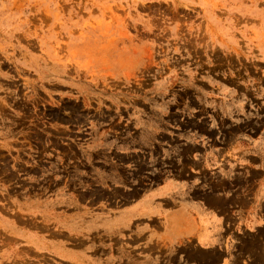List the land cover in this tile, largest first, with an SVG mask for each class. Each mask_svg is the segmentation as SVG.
<instances>
[{"label":"rangeland","instance_id":"obj_1","mask_svg":"<svg viewBox=\"0 0 264 264\" xmlns=\"http://www.w3.org/2000/svg\"><path fill=\"white\" fill-rule=\"evenodd\" d=\"M172 175L215 224L96 214ZM54 244L264 264V0H0V264H93Z\"/></svg>","mask_w":264,"mask_h":264},{"label":"crops","instance_id":"obj_2","mask_svg":"<svg viewBox=\"0 0 264 264\" xmlns=\"http://www.w3.org/2000/svg\"><path fill=\"white\" fill-rule=\"evenodd\" d=\"M186 175L188 172L185 173ZM177 178L178 176L173 175L168 177L157 190L145 195L143 193L139 196L136 194L138 196L136 199L125 198L119 202L117 198L111 201L107 209L98 206L99 211L96 214L109 215L108 221L116 231L140 222L141 224L135 231V240H138L139 235L143 234L149 235L148 239L150 238L152 241L157 240L159 233L161 236L166 235V233L175 234L182 222L193 221L196 216L200 222L209 224V226L215 224L211 219L204 217L206 206L201 201L193 200L189 193V195L187 194L192 190V187L188 184H182V182L178 183ZM249 217L250 215L245 214L246 219ZM213 237L216 238V235L207 236L205 233L204 242L210 241ZM52 249L58 254L55 256L64 261L79 262L83 260L89 263L93 262V264H106V259L101 261L100 257H92L89 253L95 249L99 251L109 250L110 247L75 249L69 247L68 244H54Z\"/></svg>","mask_w":264,"mask_h":264}]
</instances>
